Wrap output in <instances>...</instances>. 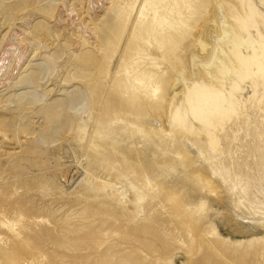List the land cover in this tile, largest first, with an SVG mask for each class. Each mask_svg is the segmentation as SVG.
Here are the masks:
<instances>
[{
	"label": "rangeland",
	"instance_id": "1",
	"mask_svg": "<svg viewBox=\"0 0 264 264\" xmlns=\"http://www.w3.org/2000/svg\"><path fill=\"white\" fill-rule=\"evenodd\" d=\"M202 1L0 0V264H264V224L237 217L216 177L196 181L171 131L204 130L188 101L203 108L212 85L200 67L181 76L211 25ZM228 1L237 41L251 19L236 49L254 60L225 84L220 147L264 201V0H233L234 15ZM146 71L182 90L152 128L160 78Z\"/></svg>",
	"mask_w": 264,
	"mask_h": 264
},
{
	"label": "bare ground",
	"instance_id": "2",
	"mask_svg": "<svg viewBox=\"0 0 264 264\" xmlns=\"http://www.w3.org/2000/svg\"><path fill=\"white\" fill-rule=\"evenodd\" d=\"M207 1L208 2L204 3L203 0L201 5H203V13L208 12L209 15L211 13L210 5H212L214 14L209 16L211 25L207 26L209 29L206 33V39L203 40L198 38L196 40L198 50L196 51V54L194 50H191L190 52L192 66H190L187 71L185 68H182L181 76L183 80L187 82L194 75V67H200L203 75L206 77L209 84L212 85V91L207 90L208 95L205 99L207 102L203 103V108L200 104L195 107V105L188 101L192 113L198 119L197 121L203 123V131H195L192 128L187 129L185 127V129H183L181 126L171 128V131L174 132L176 144L179 147L177 155L180 154V163L185 167L188 173L195 180L197 177L203 185L206 181L205 178H208V176H212V179L213 177L217 178V186L220 190L222 188L220 191L221 197L223 196V199L228 197L225 201L229 199L228 205L232 207L233 212L237 217H241L243 220L247 221L246 223L251 221L254 224H264V214H262L264 213V201H260L252 195L253 193L251 191L252 189H255L253 179L246 174L240 173L234 167L233 162L222 156V150L220 147L222 144L221 135L226 131V127H223V120L226 117V111L222 105V102L225 100L223 93L225 84L238 73V76H248V66L250 61L252 59L254 60V58L247 57L241 51H237L236 49L237 47H240L247 50L253 44L249 34V23L251 19L248 18L247 20H243L242 26H238V29L242 32H246V34H239L240 39L237 41L235 36H232L237 29L233 28L231 22L228 23V18L223 10L222 0L216 2ZM231 1L233 2V0L228 1L230 5L227 6L226 9L234 15L239 9L238 6L236 4L234 5ZM205 4H207L208 10H206L204 6ZM249 12L250 16H254L256 13L251 5H249ZM137 18L141 21L140 19L143 18V13L138 12ZM113 27L114 31H118L117 26L113 25ZM133 30L142 35L144 31H153V27L151 24H146L144 25V28L137 27ZM189 40L190 36L185 35L184 37L179 38L177 44L183 49ZM129 44L134 49L140 46L138 41L134 39V34H131ZM230 46L231 50L236 49L234 52L230 50L232 53L226 52L224 49L225 47L228 48ZM144 75L147 78H153L154 80H157L158 77L160 78V85L153 90L157 99L149 108L153 112V116L149 118L148 127L152 128V125H161L162 123L158 111H166V102L168 101L173 109L176 104V98L180 96L182 90L178 89V91H175L177 89V79L169 75H159L156 77V75L150 71H146ZM116 91H119L118 87L116 88ZM126 102L128 109L135 115L139 116V118L141 116H146V110L139 100L128 98ZM178 116L179 114L177 111L176 117ZM161 129L164 131L167 130L166 122ZM209 185L210 184H208V186ZM116 191L119 193V188H117ZM231 194L233 195L232 197ZM130 207V218L136 219L141 214V210L133 208L132 205ZM15 224L16 223L10 224V230L12 232L15 231L13 228ZM7 227H9V225H7Z\"/></svg>",
	"mask_w": 264,
	"mask_h": 264
}]
</instances>
